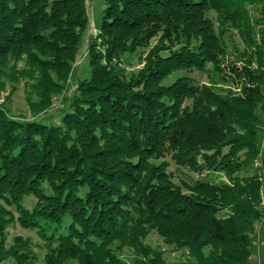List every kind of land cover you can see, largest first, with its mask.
Wrapping results in <instances>:
<instances>
[{
  "label": "trees",
  "instance_id": "trees-1",
  "mask_svg": "<svg viewBox=\"0 0 264 264\" xmlns=\"http://www.w3.org/2000/svg\"><path fill=\"white\" fill-rule=\"evenodd\" d=\"M86 1L0 0V95L23 79L34 114L0 103V262L38 264L29 238L7 245L17 222L43 241L42 264H250L264 165L240 172L264 164V0L101 1L88 74L48 117L88 30ZM232 30L241 51L229 46ZM135 56L141 66L128 69ZM194 69L212 84L166 82ZM167 157L199 177L172 180ZM150 232L183 259L147 243Z\"/></svg>",
  "mask_w": 264,
  "mask_h": 264
},
{
  "label": "rangeland",
  "instance_id": "rangeland-1",
  "mask_svg": "<svg viewBox=\"0 0 264 264\" xmlns=\"http://www.w3.org/2000/svg\"><path fill=\"white\" fill-rule=\"evenodd\" d=\"M103 0H87V6H88V12H89V25H88V30L86 34L84 35L83 41L80 46V50L77 56V59L74 63V66L72 67V73L70 75V78L68 80L67 86L64 89L63 93L61 95H56L53 99V105L51 106L52 108L48 110V112L44 113L48 117L55 118L58 116L57 109L62 106V98L64 96H69L70 93L73 92V90L76 88V82L78 79H81L85 77L87 73V57H86V49H87V37L88 34H95L97 31L96 23L97 19L99 17V14L101 13V9L103 8ZM261 4L264 3L262 2ZM260 4V5H261ZM260 5L258 7L260 8ZM252 13L257 14L256 10H253ZM209 17L212 19V22L215 25H218V20H217V14L214 11H209L208 12ZM227 35V34H226ZM230 40L228 42L230 43V47H235L238 50H242L243 48V42L235 31L232 30V34L228 36ZM229 47V48H230ZM139 63L137 57H132L131 58V64H129L128 69H137L141 65ZM22 64H19L21 66ZM208 67H211L208 65ZM178 75H186L191 77L196 83H202V84H212V78L208 75L206 71H200L197 69H194L192 71H178L176 73H173L171 76H169L168 80L166 82H171L173 81L176 76ZM24 80L21 79L19 82H10L8 81L6 85V89L1 92L0 95V103H4V106L6 109H8L9 114L15 117H20V118H27L31 119L33 117V113L31 112L29 105L26 101V90H25V83L23 82ZM214 83V82H213ZM234 84L232 82H226V81H216L215 82V88H222L221 90L225 91L228 88H233ZM9 96L8 99L5 100V97ZM189 101V100H188ZM186 101V102H188ZM261 118L262 121L258 123L257 125V130H258V143L262 145V155L264 159V104L261 107L259 111H257ZM262 158V157H261ZM257 158L251 165L247 166L243 171L240 172V175H251L254 173H260L262 174V159ZM169 160V166H167L168 170L172 173V177L174 181L180 182V181H187L189 177L197 178L199 177L198 174L193 173L186 168L178 166L173 160H171L169 157H167ZM203 175V174H202ZM201 177V176H200ZM205 179L206 178H211V176H208L207 174L204 175ZM225 176L220 173L219 175H216L215 179H226L224 178ZM263 194H264V189H263ZM36 199L35 197L30 194L28 196H25L23 203L25 205V208L31 209L35 203ZM264 202V200H263ZM255 232H254V246L256 247V251L254 254V257L256 258H251L250 259V264H261V261L264 258V245L260 244L264 240V214L263 218L258 221L255 225ZM16 236H22V238H29L31 240L32 248L34 251L37 252L38 254V264H42L41 258L45 252V247L43 241L40 239L39 235L36 233L34 229H26L23 228L19 223L15 222L7 227V245H10L13 243L14 237ZM256 240V241H255ZM147 243H149L151 246L154 247H159L164 251V256L170 260V261H178L182 260L183 256L185 254V249L181 250H175L172 245L167 244L166 242L163 241V238L155 232H150L148 237L145 239ZM127 252V250L125 251ZM0 264H14V261L12 258L6 259L0 262Z\"/></svg>",
  "mask_w": 264,
  "mask_h": 264
}]
</instances>
